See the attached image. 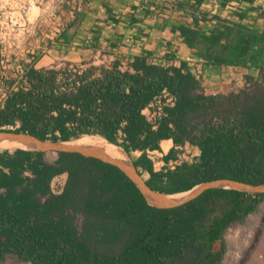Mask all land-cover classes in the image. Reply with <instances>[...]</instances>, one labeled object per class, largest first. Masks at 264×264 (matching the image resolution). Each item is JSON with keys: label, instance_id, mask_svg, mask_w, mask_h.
Returning a JSON list of instances; mask_svg holds the SVG:
<instances>
[{"label": "trees", "instance_id": "trees-1", "mask_svg": "<svg viewBox=\"0 0 264 264\" xmlns=\"http://www.w3.org/2000/svg\"><path fill=\"white\" fill-rule=\"evenodd\" d=\"M235 41L229 55L238 63L246 56L261 81L226 94H202L180 66L136 59L128 63L131 71L115 62L25 67L0 107V131L51 142L94 135L127 154L161 138L187 140L199 149L195 161L157 173L147 161H132L147 169L151 190L168 195L215 179L263 185L264 32L238 34ZM163 87L175 102L152 129L140 110ZM3 150L14 151L0 152V262L11 254L28 264H217L223 228L264 198L207 188L160 208L119 168L97 158L57 153L46 162L42 152ZM60 174L63 187L52 193L51 180ZM215 241L220 250L213 249Z\"/></svg>", "mask_w": 264, "mask_h": 264}, {"label": "crops", "instance_id": "crops-1", "mask_svg": "<svg viewBox=\"0 0 264 264\" xmlns=\"http://www.w3.org/2000/svg\"><path fill=\"white\" fill-rule=\"evenodd\" d=\"M55 16L60 31L44 52L18 53L10 57L6 69L18 73L28 66L84 68L89 63L115 62L120 70L131 71L128 63L136 59L186 69L204 95L236 92L261 81L246 56L238 63L229 48L236 46L238 34L264 32V0H65ZM28 45L38 46L36 37H30ZM198 154V147L187 140L161 138L128 156L131 162L147 161L148 170L157 173L173 169L177 164L173 168L170 164L175 161H195ZM135 169L148 179L141 163ZM62 178L65 181V174L55 176L50 189ZM0 264L28 263L5 254Z\"/></svg>", "mask_w": 264, "mask_h": 264}, {"label": "built area", "instance_id": "built-area-1", "mask_svg": "<svg viewBox=\"0 0 264 264\" xmlns=\"http://www.w3.org/2000/svg\"><path fill=\"white\" fill-rule=\"evenodd\" d=\"M64 2L65 0H0V68L11 64L10 57H18V53L30 49L44 52L47 44L60 31L55 11ZM30 37H36L39 45L30 48ZM21 73L22 70L9 86L0 83V107L6 96L15 89ZM174 102L175 96L163 87L141 108L140 113L150 128L154 129L166 116L164 109L173 106ZM176 164L177 161L172 162L170 168ZM24 175L28 174L24 172Z\"/></svg>", "mask_w": 264, "mask_h": 264}, {"label": "rangeland", "instance_id": "rangeland-1", "mask_svg": "<svg viewBox=\"0 0 264 264\" xmlns=\"http://www.w3.org/2000/svg\"><path fill=\"white\" fill-rule=\"evenodd\" d=\"M76 68L81 69L80 67ZM17 76L18 73L14 70L0 68V83L2 84L11 85ZM250 88L251 85L248 89ZM2 151L12 152L14 150L0 149V152ZM55 156V153L47 152L44 154V159L46 162H51ZM62 181L63 178L54 181L51 184V189L55 192L60 190ZM262 193L264 194V192ZM76 224L80 226V216H77ZM221 239L222 250L217 264H264V198L241 220L228 223L222 230ZM213 249L220 250L218 241L214 242Z\"/></svg>", "mask_w": 264, "mask_h": 264}, {"label": "water", "instance_id": "water-1", "mask_svg": "<svg viewBox=\"0 0 264 264\" xmlns=\"http://www.w3.org/2000/svg\"><path fill=\"white\" fill-rule=\"evenodd\" d=\"M0 138H9V139H15V140H20L23 142H28L31 143L34 146L42 148L41 151L37 152H42L43 157L44 154L47 152H53L55 155L57 153H76L84 157H94L97 158L103 162L112 164L119 168L138 188V190L141 192L143 195L145 201L155 207H160V208H167V207H174L179 204H182L195 196H197L200 192L207 188H231V189H237L245 192H252V193H262L264 192V184L263 185H258V186H253L247 183H242L239 181H234L230 179H215V180H210V181H205L202 183H199L195 186H198L196 191L187 197L181 198L177 201H170L166 202L164 201L160 195H165L164 193H160L154 190H151L144 182L142 177L138 174L137 170L135 169L133 163L131 160L128 158L127 164L123 165L119 162H116L114 160L109 159L105 155H102L98 153L97 151L89 148H79L77 146H72V145H64L63 143L66 142H51L48 140L40 141L32 136L26 135V134H15V133H7V132H1L0 131ZM223 185H226L225 187ZM193 186L192 188H194ZM190 188L189 190H191ZM187 190V191H189ZM147 196L151 197L156 204H151L147 201Z\"/></svg>", "mask_w": 264, "mask_h": 264}, {"label": "bare ground", "instance_id": "bare-ground-1", "mask_svg": "<svg viewBox=\"0 0 264 264\" xmlns=\"http://www.w3.org/2000/svg\"><path fill=\"white\" fill-rule=\"evenodd\" d=\"M63 144L77 146L79 148L93 149L98 153L105 155L109 159L119 162L123 165L127 164L128 162V156L122 148L114 144H111L105 139L98 136H83L78 140L69 141ZM0 149H21L25 151L42 150V148L34 146L31 143L23 142L15 139H9V138H0ZM223 186L225 187L226 185ZM197 188L198 186L194 187L188 192L178 193L173 195L165 194V195H160V197L166 202L177 201L181 198L192 195ZM146 198L149 203L156 204V202L151 197L147 196Z\"/></svg>", "mask_w": 264, "mask_h": 264}]
</instances>
